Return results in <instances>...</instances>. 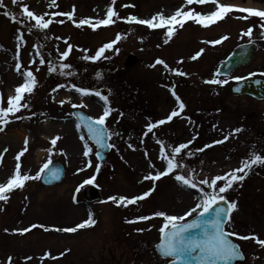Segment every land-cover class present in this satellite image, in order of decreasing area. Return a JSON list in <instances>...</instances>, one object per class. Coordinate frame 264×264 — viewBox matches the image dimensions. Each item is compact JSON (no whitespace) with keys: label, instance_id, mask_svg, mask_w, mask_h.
Masks as SVG:
<instances>
[{"label":"rangeland","instance_id":"1","mask_svg":"<svg viewBox=\"0 0 264 264\" xmlns=\"http://www.w3.org/2000/svg\"><path fill=\"white\" fill-rule=\"evenodd\" d=\"M218 2L235 7L264 9V0ZM4 3L13 12H18L19 6H13L11 0H4ZM25 3L37 14L68 12L75 6L74 19L77 22L82 18L102 19L106 15L107 7L112 6L111 0H57L58 8H49L50 0H25ZM126 3L134 4L135 7L124 8ZM182 6L184 0H117L114 7L121 18L135 15L140 19H149L159 12L171 15ZM189 7L201 14H209L215 10L211 3ZM3 11L4 9H0V94L3 95L6 106L8 96L14 94L15 87L22 83V77L14 71L16 33L19 25L5 18ZM240 15L246 14L230 13L224 20L207 29L188 21L183 29L177 28L176 34L167 45L163 44L165 30H149L143 25L124 24L122 20L93 32L87 26L75 28L66 17H55V20L63 19L66 22H54L46 33L48 39L44 38L43 33L28 35L26 28L21 29L26 40V45L21 48L23 67L27 69L33 59L38 60L33 51V45L36 43L44 45L42 51L46 63L44 66H39L38 62L32 64L31 70L34 71L38 84L29 98L31 111L24 110L17 114L36 115L31 120L10 123L5 131L0 133V153H3V159L0 161V183L6 182L12 175L16 163L15 156L23 150L24 143L13 141L17 132H25L29 140V151L20 161L22 173L35 175L49 159L46 149L51 147L50 140L60 135L62 140L58 141L53 149L51 159L64 165L65 176L60 184L50 188L41 186L39 181H29L23 190L17 189L11 193L7 203L0 201V209H3L0 211V264H7L8 256L13 257L14 264H24L28 256L33 257L28 264H41L39 257L45 252L59 256L69 249L60 260H47L44 264H115L133 254H136L135 260L139 257L144 260L140 264H162L154 251V246L159 241L158 229L162 220L153 219L129 225L125 223V219L152 215L156 211L179 215L188 207L194 206L195 197L191 194L194 190L181 188L171 177H165L156 182V191L137 205L117 207L109 197L132 198L151 188V182H139L144 175L152 171L148 168L144 151L148 152L149 159L160 169L162 162L158 159L159 145L151 139L152 134L145 138L143 145H140L139 141L149 120L156 122L166 119L176 107L175 100L168 91L173 84L176 86L177 95L186 105L185 112L181 115L191 118L195 123L189 124L187 120L176 117L170 123L154 130L166 145L178 146L198 134V140L189 149L195 150L206 143L223 139L224 135L237 127L244 129L223 145L199 153L191 161L185 160L190 167L197 169L201 179L239 167L240 161L248 157L253 146L259 154L264 155V101H255L248 96L236 97L229 91V86L237 82L235 77H253L250 76L251 73L264 72V38L260 37L256 27L259 18L253 17L247 21L235 18ZM250 26L254 27L252 39L257 45L252 61L233 71L228 77L229 84L224 87L205 85L203 80L212 78L219 62L231 53L235 46L249 42L247 37L241 39L239 33ZM117 33L127 37L114 46L120 49L118 55L114 50L106 51L105 56L111 59H101L95 64L79 59L82 53L77 51V48L86 49L88 55H94L99 47L115 39ZM223 35H228L230 39L221 45L202 43ZM56 37L60 39L57 40ZM64 39H69L74 45L69 61L65 63L72 64V70L77 73L75 77H61L56 73L47 72L49 54L53 61L58 62L57 46L61 52L66 50ZM201 48L204 49L201 57L192 61L190 57ZM129 54L135 55L138 63L125 69L122 62ZM157 58L163 59L172 68L181 69L187 76H173L160 65L156 69L149 68L148 65ZM180 59L184 60L183 64L176 63ZM36 67H40L39 72H35ZM96 72L103 74V80L94 79ZM60 83L101 88L105 95L108 94L107 90L111 89L112 106L125 114L118 124V112H114L107 122L109 129L119 131L121 136L110 141L115 143L116 148L107 154L99 173L95 172L94 167L86 166L79 133L75 130V120L69 113L81 110L87 115L98 117L102 114V102L96 97L81 100L79 94L68 92L67 88L53 93L52 89ZM61 100L83 102L87 107L73 109L70 103L61 107ZM41 112L47 115L41 116ZM129 142L133 143L137 151L127 147ZM93 148L95 151L94 145ZM5 149L8 151L5 152ZM39 150H42L40 158ZM61 151L66 155H60ZM92 161L93 165L97 163L95 156ZM81 168L85 170L80 171ZM93 176L96 179L92 184L98 187L102 195L101 201H108L107 203H86L80 195V186L86 185L84 182ZM228 195L230 199L238 201L239 210L233 214L235 231L240 234H254L264 239V166L254 167L243 186L236 187ZM73 196L76 197V202H73ZM25 197L28 199L25 200ZM89 211L93 213L96 224L76 233L45 232L43 228H35L24 236L18 234L19 230L32 224L49 228L73 227L85 222ZM149 227L152 228L151 231H136ZM5 229L8 231L5 232ZM240 243L246 260L237 264H264V249H260L253 241ZM134 264L139 263L136 261Z\"/></svg>","mask_w":264,"mask_h":264},{"label":"snow or ice","instance_id":"2","mask_svg":"<svg viewBox=\"0 0 264 264\" xmlns=\"http://www.w3.org/2000/svg\"><path fill=\"white\" fill-rule=\"evenodd\" d=\"M117 0H111V5L106 9V15L102 19L82 18L77 22L74 17L76 14L75 6L72 7L71 11L63 12L57 11L54 13L44 12L37 14L36 12L29 9L25 0H11L13 6H19L18 12H13L9 9L4 0H0V9H4L2 15L9 19L12 23L19 25L16 33V44H15V73L22 77V83L15 87L14 94L8 96L5 100L2 94H0V133L5 131L6 126L17 120H31L36 113L32 115H17L22 113L24 110L31 111V100L29 99L37 88V77L34 71L31 70L32 64H39L44 66L46 63L45 54L42 51L44 45L36 43L33 45V51L37 59H33L28 68L25 69L21 63V48L26 45L25 33L21 29L26 28L28 35L33 33H43L44 38L48 39L46 33L50 29V26L55 22L58 24H64L66 21L55 20V17H66L67 21H71L75 28L81 29L85 26L95 32L101 27H109L121 21L128 25H143L149 30L163 29L164 39L163 44L167 45L173 36L176 34L177 28L183 29L188 21L193 24L199 25L202 28H209L216 24L218 21H222L230 13H245L246 15L236 16L238 20L247 21L250 18H259V24L256 26L259 29V35L264 38V9L235 7L218 2V0H184V6L177 9L171 15H165L163 12H159L153 15L149 19H140L135 15H128L126 18H121L119 12L115 9ZM211 3L215 6V10L209 14H201L190 8L194 4L206 5ZM49 8H58L59 5L57 0H50ZM124 8H134L135 5L126 3L123 5ZM187 9V10H185ZM95 11V9H94ZM254 33V27L250 26L247 29L239 33L240 38H248L250 43H255L252 39ZM125 35L117 33L115 39L111 42L103 44L96 50L94 55H88V50L77 48L76 50L81 52L82 55L79 57L80 60L85 62H91L95 64L101 59H111L109 56H105L106 51H115L118 55L120 49L114 47L122 39H126ZM57 40L60 37H56ZM228 35H223L215 40L202 41L204 44H210L212 46L221 45L224 41L229 40ZM143 42V41H141ZM63 43L66 45V50L60 51L57 46L58 62L51 59V54L48 56L47 61V72L56 73L61 77H75L77 73L72 70V64L65 63L69 61V57L73 52L74 45L69 42V39H64ZM246 47V46H242ZM204 49L201 48L194 55L190 57L192 61L198 60L203 54ZM244 53H241L243 55ZM232 57H229L231 60ZM177 64H183L184 60H177ZM163 66V69L173 76L183 77L187 76V73L179 68L170 67L163 59L157 58L153 63L149 64L148 67L156 69L157 66ZM40 67H36L35 72H39ZM264 76V72L251 73L250 76ZM250 77H235L237 82ZM95 80H103V74L96 72ZM229 78L226 74L222 73L220 69H217L210 79L203 80L205 85H216L224 87L229 84ZM259 84L260 81L256 80ZM161 87H166L161 85ZM67 88L68 92H75L79 94L81 100L83 98L96 97L102 102V114L98 117L86 115L82 112L76 111L69 113V116L75 119V130L79 133V140L82 143V156L85 158L86 166L88 168H95V172L101 171L102 162L105 160L104 152L110 151L116 148L115 143L110 142L114 137H120L121 133L115 129L110 130L107 126L109 118L114 112L119 113V118L116 120L118 124L120 119L124 117V112L112 106L110 96L112 95L111 89H108V94H104V90L101 88H87L83 86H77L76 84L66 85L60 83L57 87L52 89V92H58L59 89ZM176 86L173 84L168 88L171 96L174 98L176 107L167 115L166 119H160L156 122L149 120L146 126V130L143 132L140 138V145L145 143V138L151 135V139L159 145L158 159L162 162V167L158 169L156 164L149 159V154L145 150L144 157L148 161V168L152 171L148 172L139 181L144 183L145 181L151 182V188L145 191L143 194L135 195L132 198L125 196H112L109 200L117 207H128L129 205H137L138 202L144 201L150 197L153 192L156 191V182L161 181L165 177H171L181 188L194 190L191 194L195 197L194 206H190L179 215L168 214L165 211H156L152 215L139 216L134 219H125V223L132 225L137 223H144L153 219H161L162 224L160 225L159 242L155 244L154 250L159 254L162 264H237V262H245V253L242 251L240 242L253 241L260 249H264V239L254 234H240L235 231L233 214L237 212L238 201L229 198V193L234 191L236 187H242L243 182L248 178L254 167L264 166V155L259 154L256 151L255 146L249 153L248 157L240 161L239 167L224 172L223 174H216L211 177L201 179L197 172V169L190 167L189 163H185V160L191 161L199 153H204L206 150L214 148L217 145H223L231 137H235L239 133L243 132L244 129L237 127L227 135H224L223 139H217L212 143H206L203 147L195 150H189L190 146L198 140V134L193 135L188 142L179 143L178 146L166 145L165 142L158 138L154 130L159 129L161 126L166 125L173 121V118L179 117L187 120L189 124L195 122L187 116L181 114L185 112L186 105L181 100V97L176 93ZM236 92H240V88L234 89ZM51 95V93H50ZM55 100V97H53ZM65 103H70L73 109H84L87 105L83 102L72 103L71 101H60L61 107ZM41 116H46L47 113H40ZM216 127L215 125L213 126ZM131 139V137H129ZM62 137L56 135L50 140L51 147L47 148L46 151L49 154V159L46 163L39 168L35 175L22 173L21 169V157L29 151L28 144L29 140L27 137L24 139L23 150L15 156V169L12 175L7 179L6 182L0 183V201L7 203L10 199V194L19 189L23 190L26 183L29 181H40L44 179L47 183L59 180L62 175V170L53 166L51 155L53 149L56 148L58 141H61ZM95 147V151L93 148ZM127 147L132 151H137V148L133 143H127ZM5 152L8 150L5 149ZM117 151H119L117 149ZM60 155H66L63 151ZM95 156L97 163L93 165L92 157ZM3 159V153H0V161ZM123 159V157H121ZM203 161H201V164ZM81 168L80 171H84ZM96 179L93 176L90 180L85 181V184H92ZM80 187H83L81 185ZM79 191V188L76 190ZM28 198L25 197V200ZM73 202H76V197L73 196ZM108 201H101V203H107ZM3 211V209H0ZM96 224L93 218V213L89 211L88 219L85 222L79 223L73 227H55L49 228L40 224H32L30 227H25L18 231L20 236H24L26 233L31 232L35 228H43L45 232L55 231L62 233H76L80 229L91 228ZM152 228L137 229L138 233L144 231H151ZM8 230L5 229V232ZM67 251H70L67 250ZM66 252L61 253L59 256L52 255L51 252H45L39 257L41 264L44 261H58L62 256L67 254ZM33 257H26L24 264H28L32 261ZM7 264H14L13 257H7Z\"/></svg>","mask_w":264,"mask_h":264},{"label":"water","instance_id":"3","mask_svg":"<svg viewBox=\"0 0 264 264\" xmlns=\"http://www.w3.org/2000/svg\"><path fill=\"white\" fill-rule=\"evenodd\" d=\"M242 46H246V47H242ZM255 50H256V46L251 43L237 46L234 49V51L224 61H222L219 64L218 69H220L222 73L229 76L234 69L240 66L247 65L251 61V58ZM241 53H244V54L241 55ZM229 57H232V59L229 60ZM137 61L138 60L134 55L129 54L124 60L123 66L125 68L132 67L137 63ZM256 80H259L260 83L257 84ZM236 87L240 88V92H236L234 90ZM230 89L234 95L246 94V95L252 96L253 98L257 100H264V80L260 78L244 79L243 81L237 83L235 86H232ZM107 152L108 151L104 152V156ZM53 166L60 168L62 170L61 178L59 180L52 181L51 183H47L44 179H42L41 183L45 186H51V185L57 184L61 182V180L63 179L64 167L62 166V164H60L59 162H54ZM82 196L87 201H95V200L100 199L101 197L99 191L94 186L85 187L82 190Z\"/></svg>","mask_w":264,"mask_h":264},{"label":"flooded vegetation","instance_id":"4","mask_svg":"<svg viewBox=\"0 0 264 264\" xmlns=\"http://www.w3.org/2000/svg\"><path fill=\"white\" fill-rule=\"evenodd\" d=\"M123 256V255H122ZM136 254H133L130 258H125V259H121V261L119 260L117 263L115 264H134L136 261L137 263H143L141 257H139L137 260H135ZM159 262H161V260H158Z\"/></svg>","mask_w":264,"mask_h":264},{"label":"bare ground","instance_id":"5","mask_svg":"<svg viewBox=\"0 0 264 264\" xmlns=\"http://www.w3.org/2000/svg\"><path fill=\"white\" fill-rule=\"evenodd\" d=\"M244 96V95H243ZM67 98V97H66ZM68 100V99H66ZM26 133L25 132H17L16 136H13V141L14 143H23L24 139L26 137ZM42 156V150H39L38 152V157L40 158ZM84 222V221H83ZM82 223V222H81Z\"/></svg>","mask_w":264,"mask_h":264}]
</instances>
